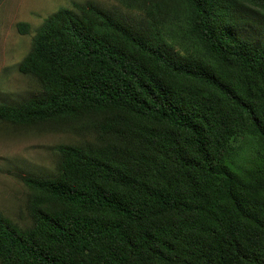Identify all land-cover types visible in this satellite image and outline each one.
Segmentation results:
<instances>
[{
    "label": "trees",
    "instance_id": "1",
    "mask_svg": "<svg viewBox=\"0 0 264 264\" xmlns=\"http://www.w3.org/2000/svg\"><path fill=\"white\" fill-rule=\"evenodd\" d=\"M118 1L146 21L49 15L19 65L42 92L0 103V121L95 133L24 178L30 226L0 211L2 264H264V0Z\"/></svg>",
    "mask_w": 264,
    "mask_h": 264
},
{
    "label": "rangeland",
    "instance_id": "2",
    "mask_svg": "<svg viewBox=\"0 0 264 264\" xmlns=\"http://www.w3.org/2000/svg\"><path fill=\"white\" fill-rule=\"evenodd\" d=\"M86 1L95 2L129 23L146 21L143 11L128 8L118 0H0V103L21 102L42 92L39 80L22 73L19 65L30 52L37 29L49 15L74 2ZM20 22L30 25L27 33L19 31ZM94 136V132L81 133L69 125L27 126L0 121V211L21 226H30V190L24 178L56 176L60 148ZM238 146L243 147V165L256 167L259 154L255 143L241 138Z\"/></svg>",
    "mask_w": 264,
    "mask_h": 264
}]
</instances>
